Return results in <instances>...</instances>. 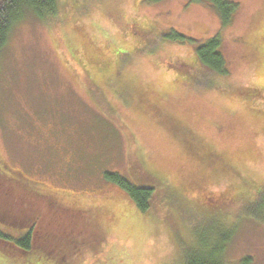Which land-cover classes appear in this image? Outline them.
<instances>
[{
    "label": "rangeland",
    "instance_id": "rangeland-1",
    "mask_svg": "<svg viewBox=\"0 0 264 264\" xmlns=\"http://www.w3.org/2000/svg\"><path fill=\"white\" fill-rule=\"evenodd\" d=\"M228 1L236 3V9L226 25L213 7L193 0H78L61 23L47 25L27 16L14 24L0 53L4 159L30 180L89 193L108 186L106 172L126 175L131 158L133 167L146 165L155 172L153 183L161 204L168 208L173 194L202 199L193 187L202 186L207 167L187 152L198 137L223 156L238 158L254 182L264 183V135L244 105V88L264 75V0ZM121 8L128 15L125 24L152 29L134 34L128 27L126 35L118 33L117 17L106 13L115 11L121 17ZM173 31L185 39L172 41ZM214 36L219 38L228 71L223 78L226 87L218 89L206 88L208 77L195 67L190 73L175 68L189 65L195 48ZM74 43L80 57L70 50ZM143 44L142 51H130ZM101 53L121 60L120 73L108 86L101 78H108L110 71L91 62ZM127 80L139 88L132 86L118 97L113 91ZM142 89L154 93L156 103L145 105L138 95ZM259 103L264 110V103ZM61 198L66 202L80 198L84 205L99 201L88 194L76 198L66 192ZM102 198L113 203V210L120 203L115 196ZM248 206L245 211H257L254 201ZM113 210L107 215H113ZM137 211L124 218L128 227L131 222L142 223ZM251 220L239 222L227 257L247 254L248 264H264V222ZM166 229L160 224L152 230L143 226L140 236L134 232L123 245L127 261L175 264L179 245ZM106 253L89 261H103Z\"/></svg>",
    "mask_w": 264,
    "mask_h": 264
},
{
    "label": "trees",
    "instance_id": "trees-1",
    "mask_svg": "<svg viewBox=\"0 0 264 264\" xmlns=\"http://www.w3.org/2000/svg\"><path fill=\"white\" fill-rule=\"evenodd\" d=\"M146 1L157 3L162 0ZM193 1L204 2L213 7L222 25L230 22L236 9V3L228 0ZM72 2L79 4L78 0H0V53L14 24L27 16L47 25L61 23L68 18L70 9L73 8ZM122 13L121 17L115 11L106 13L107 17H117V31L121 35H126L128 27L134 34L152 29L130 27L125 24L128 15L123 11ZM102 14L104 16L103 12ZM72 27L75 28L74 24ZM169 38L178 42L185 39L182 34L174 31ZM74 44L70 50L80 57L78 45ZM91 44L97 48L93 42ZM145 47V44L135 45L130 51L134 54ZM219 47V38L211 37L195 48L194 60L189 65L175 68L190 73L192 67H195L199 70L197 72L208 77V81L204 82L206 88H224L223 78L228 71ZM103 57L107 60L97 62ZM120 61L108 59L105 53L91 60L95 68L110 71L108 78H101L105 86L120 73ZM191 82H195L193 77ZM132 86L139 88L133 81L127 80L118 86L119 90L113 92L121 97ZM244 90V105L248 108L251 120L260 127L264 135V110L257 105L259 102L264 103V75L259 77L257 83ZM149 91L142 89L138 93L148 106L156 103L154 93ZM201 141L194 137L187 152L198 163L207 167V173L203 174L200 181L202 186L193 187L202 199L190 200L185 195L175 196L172 193L173 199L170 201L173 204L168 208L161 204L162 198L158 195L155 182L153 183L155 172L145 164L142 169L133 167L131 158L130 161L127 158L126 175L106 172L104 178L108 186L98 192L85 193L67 192L41 181L30 180L20 169L9 165L0 153V264H131L124 255L126 250L123 245L130 241L134 232L140 236L144 232L143 226L151 227L152 230L160 224L165 225L167 234H172L178 242L179 255L177 253L175 261L179 260L175 264H248L250 258L247 254L231 260L227 257V251L240 221L252 218V222H264V183L254 182L246 172L247 169L240 165L242 162L238 158L223 156ZM135 150L139 153L138 148ZM128 153L130 155L131 151L127 150V155ZM132 176L135 177L134 180L130 178ZM215 189L220 191L216 192ZM65 192L76 198L88 194L98 197L99 201L91 205L82 204L80 198L66 202L61 198ZM102 196H115V201L120 203L113 210V203ZM243 201L246 202L243 204L245 207L240 209L239 205ZM252 201L255 202L257 211H245ZM106 208L113 210V215H107L109 212ZM136 209L142 216V223L131 222L128 227L124 218L130 212L136 215ZM237 209L238 212L235 211ZM2 227L12 233L2 230ZM17 231L23 232L13 234ZM105 253L103 261H89L90 257L95 258Z\"/></svg>",
    "mask_w": 264,
    "mask_h": 264
}]
</instances>
